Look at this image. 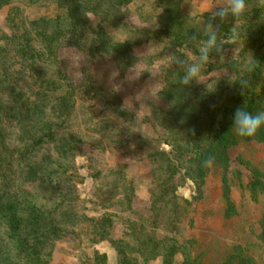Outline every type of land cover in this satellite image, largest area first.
Wrapping results in <instances>:
<instances>
[{"label":"trees","instance_id":"trees-1","mask_svg":"<svg viewBox=\"0 0 264 264\" xmlns=\"http://www.w3.org/2000/svg\"><path fill=\"white\" fill-rule=\"evenodd\" d=\"M14 1L0 0V9L7 6L8 28L0 36V264H49L56 243L65 238L108 241L116 251V264H152L158 258L161 264H176L181 249L175 236L191 204L177 189L187 181L200 189L217 172L226 183L233 162L229 150L236 142L255 141L264 148V127L253 138L238 137L231 130L237 108L254 114L264 111V9L257 7V0H247L243 18L224 21L218 34L225 42L223 57L213 53L202 69L201 78H207L183 86L179 81L184 71L174 57L189 64L197 61L198 44L192 37L203 38L212 11L190 15L182 12L181 0H154L161 9L157 27L140 40H116L104 23L109 18H124L133 0H27L52 3L63 13L27 19L22 29L24 9ZM89 15L98 17L95 26ZM151 41L164 43L162 52L169 66L157 91L168 106L161 109L163 131L157 138H145L151 164L149 200L143 211H137L135 186L126 166L104 171L89 154L88 175L100 187L93 192L92 203L98 205L96 211L102 210L89 216L85 205L79 204L77 181L82 178L75 158L85 154L84 144L99 150L102 141L77 134L73 115L79 102H90L95 96L93 83L85 77L79 92L59 66L58 52L87 45L90 57L110 56L130 63L135 58L134 47ZM250 62L254 64L251 70ZM49 66H55L57 76L49 74ZM27 80L37 87L34 94L22 89L21 83ZM242 80L247 82L243 93ZM110 110L116 119L133 117L114 105ZM116 119H109L108 125L112 126L110 138L118 145L121 134L134 131L129 123L118 124ZM102 126L98 132L107 127ZM161 141L168 149L159 145ZM209 157L215 158L214 164L204 167ZM239 161L249 174L251 196L264 193V173ZM224 188V213L230 216L235 209ZM118 224L124 229L113 237ZM260 224L264 239V213ZM159 231L165 234L160 237ZM106 259L105 253H96L97 263L105 264ZM177 264L203 263L199 254ZM214 264L259 263L235 244Z\"/></svg>","mask_w":264,"mask_h":264},{"label":"rangeland","instance_id":"rangeland-1","mask_svg":"<svg viewBox=\"0 0 264 264\" xmlns=\"http://www.w3.org/2000/svg\"><path fill=\"white\" fill-rule=\"evenodd\" d=\"M226 3L227 0H181V9L182 12L196 15L211 12L215 7ZM13 4L24 9L20 25L26 24L27 19L39 16L54 17L63 13L48 2L31 4L27 0H16ZM126 9L124 18H109V21L104 23L114 39L140 40L149 30L157 27L156 18L161 9L155 5L154 0H133ZM6 14L7 6L0 9V36L8 33L5 25ZM89 17L91 24L95 26L98 17ZM20 27L22 29V25ZM163 45L164 43L157 41L136 45L135 58L131 59L130 63H124L126 59L110 56L90 57L87 45L66 47L58 52L59 66L65 70L71 84L78 86L79 92L84 89L81 84L85 77H89L93 83L91 92L95 96L90 102H79L80 108L77 109V114L73 115V130L77 134L87 140L92 137L102 141L99 150L84 144L85 154L75 158L77 172L82 178L77 181L79 204L85 205V213L89 216L102 211H96L98 205L92 203L95 201L93 192L100 187L93 177L88 175L89 154L94 155L98 166L104 171L116 165L126 166L125 171L131 176L135 186L133 206L137 211H143L149 200L151 164L146 157L148 146L145 138H157L161 134V109H168L167 104L157 95V91L162 87V75L169 66L168 57L162 52ZM49 67V74L57 76L55 66ZM210 75L213 74L208 76ZM205 78L207 76L201 80ZM21 86L28 94L37 91V87L29 80L23 81ZM113 105L132 114L131 120L122 116L116 119L110 110ZM109 119L111 122L116 119L115 123L118 124L129 123L135 134H121L120 142L116 145L110 138L112 126L108 125L111 123ZM101 126L107 127L98 132ZM159 145L168 149V144L164 141L159 142ZM229 153L233 162L226 183L222 181L220 172H217L208 176L200 189L191 181L177 189V194L188 199L191 204L179 225L180 231L175 236L181 249L176 257V264L186 257L193 258L199 254L203 264H214L222 260L235 244L243 246L259 264H264V239L261 236L260 224L264 213V193L258 192L257 195L251 196L249 174L247 175L239 163V159H243L264 173V148L255 141H240L231 146ZM224 187L235 209V213L230 216L224 213ZM123 229V225L118 224L113 237H117ZM164 234L157 232L160 237ZM96 253L106 254L105 264H116V251L108 241L92 243L86 238L59 240L49 264H104L95 261ZM152 264H161L160 259L152 261Z\"/></svg>","mask_w":264,"mask_h":264},{"label":"clouds","instance_id":"clouds-1","mask_svg":"<svg viewBox=\"0 0 264 264\" xmlns=\"http://www.w3.org/2000/svg\"><path fill=\"white\" fill-rule=\"evenodd\" d=\"M257 7L264 9V0H257ZM248 10L247 0H227L226 5L217 6L211 12L209 21L205 24L202 31L203 38L193 35L192 39L198 44V59L194 63L175 58L174 62L183 68L184 75L179 81L183 86H188L192 82H202L201 74L205 65L211 62L210 57L216 53L220 58L223 57L224 39L219 37L220 25L229 18L239 21L244 17ZM218 21V23H215ZM235 35V33H234ZM254 66L250 62L249 70ZM241 91L247 88L245 80L240 81ZM264 127V111L255 114L246 110L244 107L237 108L233 114V125L231 130L241 138H253L258 131ZM214 157H209L203 162L204 167H211L214 164Z\"/></svg>","mask_w":264,"mask_h":264}]
</instances>
